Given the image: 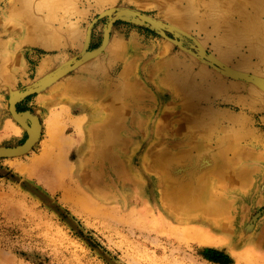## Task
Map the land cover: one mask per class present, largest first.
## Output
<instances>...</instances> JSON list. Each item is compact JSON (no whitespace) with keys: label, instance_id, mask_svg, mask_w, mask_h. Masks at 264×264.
Returning a JSON list of instances; mask_svg holds the SVG:
<instances>
[{"label":"rangeland","instance_id":"1","mask_svg":"<svg viewBox=\"0 0 264 264\" xmlns=\"http://www.w3.org/2000/svg\"><path fill=\"white\" fill-rule=\"evenodd\" d=\"M141 1L117 0L104 7L95 0H78L73 19L66 21L78 25L83 34L93 23L89 47L93 51L102 46L105 28L113 18L98 20L104 9H132L170 25L175 23L173 26L178 24L219 59L221 51L235 49L236 55L232 54L229 62L223 60L225 64L264 77V70H257L258 58L251 52L249 40H243L249 32L248 19L254 18L252 33L264 42V12L254 7L256 0H234L237 11L232 19L239 24V40L229 42L224 41L223 20L216 18L220 24L217 29L205 10H199L194 21L184 25L175 15L184 11L185 1ZM204 1L197 0L200 4ZM3 9L0 7V32L7 31L2 40L9 45L11 57L21 59L24 70L11 83L14 91L24 92L55 68L47 65L43 69L54 53L28 43L27 24L16 16H5ZM55 26L63 35L68 34L65 23ZM110 38L120 46L118 57L111 56V47L99 56V62H111L106 75L90 76L89 70L81 69L68 77L88 76L91 82L103 85L116 81L115 76L130 68L133 88L139 93L130 103L142 109L140 113L129 112L144 119L145 131L158 128V136L126 145L124 155L123 148L110 146L111 154L127 169V178L110 169L111 160L93 158L94 167L105 160L110 169L109 181L104 184L96 172L85 169L83 160L89 147V120H96L103 112L92 109L102 101L94 90L78 87L71 94L67 91L54 97L41 91L20 103L18 111L39 117L43 132L29 154L0 160V264H264V110L249 106L236 94L213 98L219 110L245 117L248 131L228 137L220 122L203 127L199 112L188 104L186 90L175 80L165 79L164 62L176 56L184 58L179 47H169V41L157 30L131 17L115 23ZM183 42L188 48L194 44L187 37ZM81 45H72L67 55L79 56ZM195 61L193 72L197 73L201 62ZM202 62L205 69L220 73ZM259 64L262 66L261 61ZM227 80L237 79L227 76ZM8 85L0 87V147L20 146L28 137L10 112L14 91ZM87 96L93 98L92 106H88ZM75 107L85 108V112L73 110ZM55 132L60 139L56 144L52 142ZM121 135L129 138L126 130ZM180 150L194 155L212 150L218 163L228 165L224 180L215 176L209 186L211 197L220 198L219 213L202 206L178 207L166 199L170 172L158 168L155 159ZM210 168L215 171L216 166ZM240 174V180L231 179ZM92 177L97 179L95 189L90 187Z\"/></svg>","mask_w":264,"mask_h":264},{"label":"bare ground","instance_id":"2","mask_svg":"<svg viewBox=\"0 0 264 264\" xmlns=\"http://www.w3.org/2000/svg\"><path fill=\"white\" fill-rule=\"evenodd\" d=\"M77 1L78 0H12L9 2L8 0H0V7L4 9L6 8V11L4 12L5 16H16L22 22L27 24L28 43L36 44L37 46H39V48L42 49V51L47 50L48 52L54 53V55L48 60V62L43 65V69L47 65L49 67L56 65L55 68L51 69V71L47 73L46 77L37 80V82L34 83L32 87L54 78L56 74L63 70H66L69 66L72 67V73H75L81 69H85L83 72L89 70L88 75L90 76H93L92 74L94 73L99 75H106L108 71L111 70V62L109 61V59H100L101 61L99 62L98 59L101 58L99 56L106 53V50L111 47V56L118 57L120 43L118 41H111L110 36L113 28H109L110 22H108L104 31L102 47L100 49L98 48L99 50L96 49L90 51L89 47L91 44L92 34V30L90 31V27L93 25V23L83 34L78 25L66 21V18H68L69 21L73 19V15L76 12L75 9ZM95 1L100 6L104 5V7L117 2V0ZM183 1L186 2L187 6L185 7L184 11L175 15V19L178 21V23L187 25L191 21H194L192 19L195 18L199 10H205L212 16L211 19L214 21V25L215 27H217V29H219L220 24L218 22L219 20L217 21L216 18H221L223 20L224 25L221 29L225 33L224 38L226 40L224 41L229 42L234 39L239 40L236 34V31L239 28V24L232 19L234 10L237 11L234 0H205L202 4H200V2L198 3L197 0ZM256 1L258 3H256L254 7H257L260 12H264V0ZM134 2L140 3L142 1L134 0ZM105 10H107V8L104 9V12L102 13L107 12ZM0 17L2 16L0 15ZM64 23L65 27H67L69 31L66 36L62 34L60 28L55 26L56 24ZM173 25H175V23ZM247 26L249 32H247V34L243 36V40H249L248 42L251 44L252 48L251 52L258 58L257 70H264V42L259 40L258 36H256V33H252L255 32L253 30L255 26V19H248ZM174 27L187 32L182 29L183 27L181 28L180 26H178V24ZM3 31L4 32H0L2 33V36L0 35V87L1 85L7 83L9 84L8 87L10 88V90L14 91L11 82L15 81L17 75L24 74L23 63L21 59L11 57V55L9 54V45L4 44L2 40L4 36L3 34L7 31V28H4ZM248 34L249 36L247 38ZM171 35L172 34L170 32H167V36L169 38H174V36L172 37ZM180 36L182 38V44L185 49L192 50V47L197 45L192 40L194 42L193 46H191V48L186 47L183 42V38L186 36H184L183 34H180ZM167 40L170 42H166L169 47L170 44H175L169 39ZM105 41L107 44L105 43ZM196 41L203 50L207 51L204 48L203 44L199 42V40L196 39ZM81 43L82 45L80 48L79 56L71 58V56L67 55V51H69V48L72 47V45L75 46ZM87 44L88 49L86 50L87 53H85ZM215 44L217 45V47L219 46L218 42H216ZM180 49L182 50L180 51V55H182L184 58H179L178 56H176L164 62L166 74L165 79L175 80L178 86L180 85L183 89L186 90L189 101L188 104L199 112L198 117L200 122L202 123L201 125L203 127H208L220 122L223 124L224 131L226 132V136L228 137L237 136L243 131L247 132L248 120L245 117L233 115L231 113H226L219 110L214 105L212 99L217 97H225L230 94H236V97L239 100L243 101L249 106L264 110V91L252 83L248 84L246 81L243 82L241 80H227L228 75H222L221 72L219 74H216L213 71L205 69V65H203L202 61H205L206 63L208 62L200 57L198 51L194 50L196 52L195 53L192 50L194 52L193 54L182 48ZM236 53L237 52H235V49L221 51L219 57L222 61L219 58L213 55L212 56L218 61L222 62V64L230 67L229 65L225 64L223 60L229 62L228 60L233 57L232 54L236 55ZM65 55H67V57ZM194 59L201 62V66H199L200 68L197 73L193 72V66H195L194 64L196 63ZM260 61L262 66H260L259 64ZM247 63L248 62H246L245 64ZM232 69L236 70V68ZM129 70L130 68H126L125 70H123L122 75L115 76L116 81L111 80L110 82H107L103 85H101V83L91 82L88 79V76L86 77V79H83L84 77H80L83 75H80L78 77L77 74H74V77L70 78L68 76H70L71 73H69L70 75L67 74L63 78L53 82L42 92L53 94L51 95V97H54L67 91H69L71 94L73 93L72 91L80 87L94 90L96 92L95 96L101 98L102 101L98 103V105L92 106L93 103L90 102L91 100H93V98L88 96L86 97L89 101L88 106H92V109L95 108L94 110H103V112L97 116L96 120L95 118H90L89 120V126L86 128L87 142L89 144V147L85 154H83V160L85 163V169L91 174L96 172L97 179H100L102 177L101 181L104 184L109 181V178L107 177L109 176L110 169L117 171V174L120 178H124L127 172V169L122 166L118 158H114V156L111 154L110 146L116 145L117 147L123 148V150H121V154L124 155L126 153V145H132L133 143L142 140L144 137L152 138L158 136V128H156L155 130L154 127V129L152 130L145 131L144 119L129 112V110H137V112L140 113L142 109L141 106H139L137 103H130L133 99L138 97L139 93L133 88V82L131 80L132 77L129 76L131 70ZM246 73L248 74L249 72ZM75 75L77 76L75 77ZM68 78L70 79L68 80ZM261 79L264 82V77ZM241 83H246L247 85ZM19 92L20 91L15 90L13 92V96H15ZM100 94H102V96H100ZM102 104L111 105L108 108L107 106H100ZM72 109L81 110L83 111V113L85 112V108L82 109L80 107H75ZM14 120L21 127H23L28 134L27 129L22 126L15 118ZM102 120L103 123L99 125ZM27 122L32 125L29 119L27 120ZM131 127H133L134 130ZM124 130H126V133L129 136V138H126L127 140H125L121 135V132L124 133ZM42 132L43 127L41 128V133ZM131 141L133 142L131 143ZM52 142L54 144L60 142L59 136L56 132L54 133V139ZM20 146L0 148H17ZM233 150H237V148H233ZM47 153L52 154V150H49ZM20 157L22 156L13 158ZM93 158L97 160L100 158H105L107 162L111 160L109 163H111L112 166L109 169L108 166L104 165L106 164V161L101 160V165L99 164L97 165V167H94ZM224 159L225 158H223V160ZM224 162L225 161H220L218 163V155L212 152V150H200L196 155H194L190 151L180 150L175 152L173 155L164 154L155 159V163L158 168L162 170L168 169L171 175L168 176L170 179H168L169 188L166 192V199H168L173 205L178 207L196 208L197 206H202L214 213H219L221 211V208H218V201H220V198L215 197V199H213L211 197L209 186L212 184L215 176L218 181L224 180V177L226 176L229 169L226 163L225 165L223 164ZM51 164H54L53 160L51 161ZM212 165L213 167L216 166L215 171H213V168H210ZM241 178L242 174H240L239 176H231V179L233 181L235 179L240 180ZM97 179L95 177H92V180L90 182V187L92 189L96 188ZM82 201L85 202L84 200Z\"/></svg>","mask_w":264,"mask_h":264},{"label":"water","instance_id":"3","mask_svg":"<svg viewBox=\"0 0 264 264\" xmlns=\"http://www.w3.org/2000/svg\"><path fill=\"white\" fill-rule=\"evenodd\" d=\"M108 16H113V18L111 19V21L109 23L110 29L113 28L115 23H117L119 21H126V20H128L129 17L134 18L136 20H139V21L147 24L148 26L152 27L153 29L157 30L164 38L169 39L170 41L175 43L180 48H182L186 51H189L193 54L195 52L194 50L198 51L200 57L205 59L217 71H219L223 74H226V75H228L234 79L246 81L248 83H252L264 91V82L261 78H259L258 76H255V75L240 72L238 70L232 69V68L222 64V62L218 61L216 58H214L212 55H210L207 51L203 50L198 45L195 37H193L191 34H189L187 32L180 30L177 27H174V26L169 25L167 23L161 22L159 20H156L150 16H147L145 14H142L141 12H138V11H135L132 9H110L107 12L101 14V16L98 18V20L105 18V17H108ZM92 26L90 27V31H91ZM167 32H170L174 36V38H169L167 36ZM180 34H183L187 38L193 40L198 45V46L196 45V46L192 47V50L194 52L192 50H187L184 48ZM105 43H106V41H105ZM87 49H88V44L86 45L85 53H87V51H86ZM81 61H82V59H81ZM79 62H80V60H79ZM72 71H73L72 67L69 66L66 70H63V71L59 72L58 74H56L54 78L49 79V80L42 82L40 84H37L34 87H32V88H30L24 92H19L10 99V109H11L10 111H11L13 117L22 126H24L27 129L28 139L26 140V142L22 146L17 147V148H0V160L5 159V158H13V157H17V156H23V155L31 152L42 137V133H41L42 124H41L40 119L31 115L29 112L20 113L18 111V105L20 103L24 102L29 97L36 95V94L40 93L41 91L45 90V88H47L50 84H52L53 82L63 78L64 76L71 73ZM28 119L31 121L32 125H30L29 122H27Z\"/></svg>","mask_w":264,"mask_h":264}]
</instances>
